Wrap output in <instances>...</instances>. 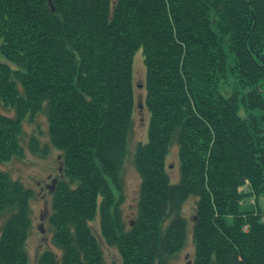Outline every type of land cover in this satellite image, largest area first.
<instances>
[{
    "label": "trees",
    "instance_id": "trees-1",
    "mask_svg": "<svg viewBox=\"0 0 264 264\" xmlns=\"http://www.w3.org/2000/svg\"><path fill=\"white\" fill-rule=\"evenodd\" d=\"M141 50L151 119L128 225L115 190ZM40 115L49 143L34 136L30 151H60L65 180L49 218L61 255L46 250L36 264H106L89 226L98 213L122 264H171L185 247L191 198L195 264H264V210L241 206L264 195V0H0V163L25 157L24 125ZM173 146L179 183L167 171ZM34 197L0 169V264H30Z\"/></svg>",
    "mask_w": 264,
    "mask_h": 264
},
{
    "label": "rangeland",
    "instance_id": "rangeland-1",
    "mask_svg": "<svg viewBox=\"0 0 264 264\" xmlns=\"http://www.w3.org/2000/svg\"><path fill=\"white\" fill-rule=\"evenodd\" d=\"M133 62V76L135 87V111L133 115L134 128L133 134L130 137L128 146V156L125 159L122 177V192L118 194V198L122 199L120 204L123 217L129 225L137 218L139 210V197L141 188V176L137 171L135 155L139 144H145L148 141L150 113L146 106L147 88L145 86L147 80V70L144 64V54L141 51L136 53ZM234 78L229 77L226 84L222 86L225 93L233 91L235 86ZM4 112V111H2ZM240 114L246 115L243 107L240 109ZM12 116L14 114L11 113ZM47 118L44 115L37 117L34 124L25 123L24 136L22 138V145L25 150V157L13 158L6 163H0V169L7 171L11 178L15 181L20 180L26 188H31L35 191V197L31 201V209L33 210V226L30 230V235L27 240V253L30 256V264H36L42 253L46 250L58 252L53 244V231L50 225V216L53 212V195L58 188L57 185L61 180H65L62 175L63 159L62 153L51 146L47 156L34 155L30 151V141L34 136L40 138L42 145L49 143ZM171 153L167 158V171L170 174V179L173 183H179L180 171L178 158V148L173 146ZM242 192H250L247 185L240 189ZM122 195V196H121ZM242 208L260 207L264 210V195L248 196L241 204ZM196 210V203L193 198L185 202L181 214L187 220V240L182 251L174 256L171 264H195L196 257L194 246V216ZM5 224V219H0V236L2 228ZM93 234L99 239L102 250L104 251L106 264H122L123 260L118 249L109 246L102 236L101 218L98 213L95 220L89 223Z\"/></svg>",
    "mask_w": 264,
    "mask_h": 264
}]
</instances>
